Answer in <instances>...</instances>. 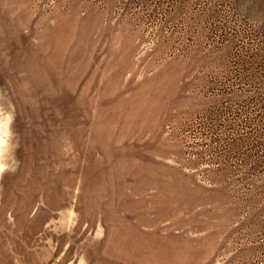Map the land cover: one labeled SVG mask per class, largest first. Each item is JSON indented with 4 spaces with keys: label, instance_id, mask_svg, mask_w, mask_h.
Wrapping results in <instances>:
<instances>
[{
    "label": "rangeland",
    "instance_id": "obj_1",
    "mask_svg": "<svg viewBox=\"0 0 264 264\" xmlns=\"http://www.w3.org/2000/svg\"><path fill=\"white\" fill-rule=\"evenodd\" d=\"M0 264H264V0H0Z\"/></svg>",
    "mask_w": 264,
    "mask_h": 264
}]
</instances>
